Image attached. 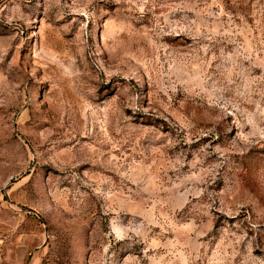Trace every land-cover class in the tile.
Here are the masks:
<instances>
[{
    "label": "rangeland",
    "instance_id": "374dc122",
    "mask_svg": "<svg viewBox=\"0 0 264 264\" xmlns=\"http://www.w3.org/2000/svg\"><path fill=\"white\" fill-rule=\"evenodd\" d=\"M0 264H264V0H0Z\"/></svg>",
    "mask_w": 264,
    "mask_h": 264
}]
</instances>
